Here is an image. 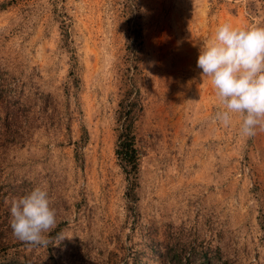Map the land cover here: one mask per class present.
I'll return each instance as SVG.
<instances>
[{
  "label": "rangeland",
  "instance_id": "obj_1",
  "mask_svg": "<svg viewBox=\"0 0 264 264\" xmlns=\"http://www.w3.org/2000/svg\"><path fill=\"white\" fill-rule=\"evenodd\" d=\"M138 2L141 158L131 190L115 154L125 89L117 0H0V90L16 76L51 100L23 146H9L0 123V264H264V129L242 136L238 117L218 125L197 67L218 25L264 26V0ZM37 186L58 210L51 236L67 237L46 248L10 227L12 200Z\"/></svg>",
  "mask_w": 264,
  "mask_h": 264
},
{
  "label": "clouds",
  "instance_id": "obj_2",
  "mask_svg": "<svg viewBox=\"0 0 264 264\" xmlns=\"http://www.w3.org/2000/svg\"><path fill=\"white\" fill-rule=\"evenodd\" d=\"M197 67L220 105L213 117L218 125L229 128L238 117L242 136L264 129V26L218 25L200 49ZM57 217L49 192L41 186L11 202L12 234L29 247L46 248L53 239L58 243L67 238L63 230L51 236Z\"/></svg>",
  "mask_w": 264,
  "mask_h": 264
},
{
  "label": "trees",
  "instance_id": "obj_3",
  "mask_svg": "<svg viewBox=\"0 0 264 264\" xmlns=\"http://www.w3.org/2000/svg\"><path fill=\"white\" fill-rule=\"evenodd\" d=\"M120 5L118 17L125 26V55L120 68V83L123 90L119 102L118 139L115 154L119 164L126 174L131 190L137 181L140 164V149L136 145L133 125L136 116L141 112L140 91L136 85V79L140 74V51L143 46V34L141 24V7L138 0H117ZM68 22L61 18L63 35L68 36ZM67 40V39H65ZM70 75L72 84L77 86L76 57L73 55ZM5 90H0V103H3L4 113L0 114V123L5 127V141L9 146H23L32 137L38 128L46 111L51 105L49 95L42 93L37 86L26 87V83L16 76L6 79ZM7 252L0 254V257ZM178 264L183 263V257L178 256Z\"/></svg>",
  "mask_w": 264,
  "mask_h": 264
}]
</instances>
